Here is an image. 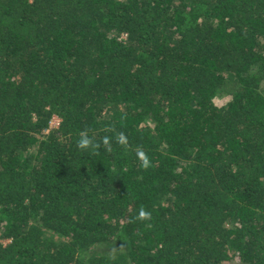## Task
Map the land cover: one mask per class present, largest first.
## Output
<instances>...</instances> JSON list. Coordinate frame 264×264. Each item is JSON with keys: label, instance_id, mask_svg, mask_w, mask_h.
Here are the masks:
<instances>
[{"label": "trees", "instance_id": "obj_1", "mask_svg": "<svg viewBox=\"0 0 264 264\" xmlns=\"http://www.w3.org/2000/svg\"><path fill=\"white\" fill-rule=\"evenodd\" d=\"M0 264H264V0H0Z\"/></svg>", "mask_w": 264, "mask_h": 264}, {"label": "clouds", "instance_id": "obj_2", "mask_svg": "<svg viewBox=\"0 0 264 264\" xmlns=\"http://www.w3.org/2000/svg\"><path fill=\"white\" fill-rule=\"evenodd\" d=\"M105 142H107V141H105ZM90 144H91L90 140L81 139L78 142V147L85 148V147H88ZM93 147H96V145H93ZM139 155L141 157L142 166L147 167L149 165V161H148V158H147L146 154L141 152ZM137 218L138 219H150L151 218V214L149 212H147L143 207H141V209L139 211V215H138Z\"/></svg>", "mask_w": 264, "mask_h": 264}, {"label": "built area", "instance_id": "obj_3", "mask_svg": "<svg viewBox=\"0 0 264 264\" xmlns=\"http://www.w3.org/2000/svg\"><path fill=\"white\" fill-rule=\"evenodd\" d=\"M58 121L59 119L56 116H53L52 120L50 121V126H56L58 124Z\"/></svg>", "mask_w": 264, "mask_h": 264}, {"label": "rangeland", "instance_id": "obj_4", "mask_svg": "<svg viewBox=\"0 0 264 264\" xmlns=\"http://www.w3.org/2000/svg\"><path fill=\"white\" fill-rule=\"evenodd\" d=\"M52 125H54V124H52ZM3 241H6V240H3Z\"/></svg>", "mask_w": 264, "mask_h": 264}]
</instances>
